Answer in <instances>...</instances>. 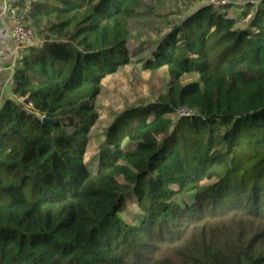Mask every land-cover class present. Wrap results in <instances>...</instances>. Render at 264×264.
I'll list each match as a JSON object with an SVG mask.
<instances>
[{"label": "trees", "instance_id": "16d2710c", "mask_svg": "<svg viewBox=\"0 0 264 264\" xmlns=\"http://www.w3.org/2000/svg\"><path fill=\"white\" fill-rule=\"evenodd\" d=\"M19 2L46 35L0 74V264H264V0L202 5L152 43L169 81L114 115L94 169L101 81L152 0Z\"/></svg>", "mask_w": 264, "mask_h": 264}, {"label": "rangeland", "instance_id": "374dc122", "mask_svg": "<svg viewBox=\"0 0 264 264\" xmlns=\"http://www.w3.org/2000/svg\"><path fill=\"white\" fill-rule=\"evenodd\" d=\"M151 16L139 15L130 25L127 48L130 50V61L115 73L106 76L101 81V92L94 104L97 113L96 125L91 128L89 140L84 153V161L91 169L98 163L100 146L104 141V129L113 120L114 115L133 104H147L156 99L158 92L164 90L169 79L164 68L151 71L144 66L148 54L153 51L151 44L157 42L174 24L204 4L203 0H152ZM14 5L19 9L21 4L16 0ZM237 6L235 10H238ZM234 11V10H233ZM176 25L175 27H177ZM40 32V31H39ZM45 31H41L39 41L44 40ZM0 46V65L15 62L16 52L8 41ZM4 41V42H3ZM28 47L20 48L17 53H25ZM6 55V59H2ZM6 61H9L6 63ZM2 76V75H1ZM5 76V75H4ZM3 76V77H4ZM7 77L0 79V104L8 97L9 90L4 87ZM127 207L119 216L129 224H138L137 215L140 209L133 200H127Z\"/></svg>", "mask_w": 264, "mask_h": 264}, {"label": "built area", "instance_id": "2783aa9c", "mask_svg": "<svg viewBox=\"0 0 264 264\" xmlns=\"http://www.w3.org/2000/svg\"><path fill=\"white\" fill-rule=\"evenodd\" d=\"M16 0H0V32L3 33L5 43L8 41L12 44L13 50L19 52L20 48L28 46H36L41 43L39 41L40 32L34 27H25L22 23L21 13L14 5ZM203 5L226 6L233 10L237 6L249 3H255L258 0H203ZM4 42V41H3ZM4 43H1V45ZM16 52L17 58L20 53ZM6 59V55L2 57ZM2 63V61H0ZM14 62L10 64L0 65V74L6 71L9 76L13 73ZM192 112L187 109L179 110L180 115H190Z\"/></svg>", "mask_w": 264, "mask_h": 264}, {"label": "water", "instance_id": "95a60500", "mask_svg": "<svg viewBox=\"0 0 264 264\" xmlns=\"http://www.w3.org/2000/svg\"><path fill=\"white\" fill-rule=\"evenodd\" d=\"M177 27H179V26H177ZM177 27H175V28H177ZM42 122L52 124L53 121L51 119L46 118V117H42Z\"/></svg>", "mask_w": 264, "mask_h": 264}, {"label": "crops", "instance_id": "0c3cea01", "mask_svg": "<svg viewBox=\"0 0 264 264\" xmlns=\"http://www.w3.org/2000/svg\"><path fill=\"white\" fill-rule=\"evenodd\" d=\"M2 37H3V33L0 32V46H1V43H2V42H1V40H2L1 38H2Z\"/></svg>", "mask_w": 264, "mask_h": 264}]
</instances>
